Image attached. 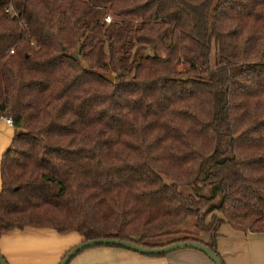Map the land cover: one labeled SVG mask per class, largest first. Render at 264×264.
Returning a JSON list of instances; mask_svg holds the SVG:
<instances>
[{"label":"trees","instance_id":"16d2710c","mask_svg":"<svg viewBox=\"0 0 264 264\" xmlns=\"http://www.w3.org/2000/svg\"><path fill=\"white\" fill-rule=\"evenodd\" d=\"M1 116L0 235L264 232V0H0Z\"/></svg>","mask_w":264,"mask_h":264},{"label":"crops","instance_id":"0c3cea01","mask_svg":"<svg viewBox=\"0 0 264 264\" xmlns=\"http://www.w3.org/2000/svg\"><path fill=\"white\" fill-rule=\"evenodd\" d=\"M16 127L0 117V166ZM1 189V176H0ZM82 241L75 230L50 227L12 228L0 235V254L8 264H57L65 252ZM216 247L225 264H264V232L243 231L222 222ZM67 264H214L202 251L184 247L164 254H147L120 245L98 244L78 251Z\"/></svg>","mask_w":264,"mask_h":264},{"label":"water","instance_id":"95a60500","mask_svg":"<svg viewBox=\"0 0 264 264\" xmlns=\"http://www.w3.org/2000/svg\"><path fill=\"white\" fill-rule=\"evenodd\" d=\"M78 48H79V45H78ZM98 244L120 245L123 247H127L129 249L142 252V253H147V254L166 253V252L178 249V248L191 247V248L198 249L202 251L203 253H205L214 262V264H223L222 259L217 254V252L212 250L206 244H203L199 241L180 240V241H174V242L168 243L163 246L148 247V246L137 244L130 240H120L116 238H107V237L91 238V239L80 241L79 243L73 245L70 249H68L57 264H67L69 260L78 251L86 247L98 245ZM0 264H8L5 258L1 254H0Z\"/></svg>","mask_w":264,"mask_h":264},{"label":"rangeland","instance_id":"374dc122","mask_svg":"<svg viewBox=\"0 0 264 264\" xmlns=\"http://www.w3.org/2000/svg\"><path fill=\"white\" fill-rule=\"evenodd\" d=\"M210 61H211V63H213V52L212 51L210 54ZM111 76L113 77L114 73H112ZM194 187H195V189L199 190L202 194L212 196L210 204L217 203L220 200V195L218 193L217 188L214 185L207 184V183L204 184L202 182H199V186H196L194 184ZM186 190L191 191V188L188 187ZM191 222H192L191 218H187L182 224H180L178 226L179 228L185 230V232L177 230L176 232H170L168 234H162L158 237V239L159 240H167V239H170L172 237H177V236H181V235H185V234H191L190 231H195ZM178 227H176V229H178Z\"/></svg>","mask_w":264,"mask_h":264},{"label":"built area","instance_id":"2783aa9c","mask_svg":"<svg viewBox=\"0 0 264 264\" xmlns=\"http://www.w3.org/2000/svg\"><path fill=\"white\" fill-rule=\"evenodd\" d=\"M103 19H104L106 22H109L110 19H111V16L106 14V15H104ZM10 51L12 52V49H11ZM5 118H6V121H7L9 124H12V119H11V117H9V116H5Z\"/></svg>","mask_w":264,"mask_h":264}]
</instances>
